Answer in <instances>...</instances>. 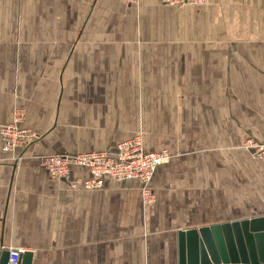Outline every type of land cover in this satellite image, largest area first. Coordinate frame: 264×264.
<instances>
[{"label":"crops","instance_id":"0c3cea01","mask_svg":"<svg viewBox=\"0 0 264 264\" xmlns=\"http://www.w3.org/2000/svg\"><path fill=\"white\" fill-rule=\"evenodd\" d=\"M0 0V246L32 264H179V232L264 215V0ZM167 151L150 182L73 188L49 155ZM72 180L91 172L73 167Z\"/></svg>","mask_w":264,"mask_h":264},{"label":"built area","instance_id":"2783aa9c","mask_svg":"<svg viewBox=\"0 0 264 264\" xmlns=\"http://www.w3.org/2000/svg\"><path fill=\"white\" fill-rule=\"evenodd\" d=\"M162 3L184 7L188 5H200L207 0H160ZM24 115L23 110L15 112L14 122L0 129L3 149L11 152L19 147L28 146L41 140L42 135L19 127V123ZM243 148L253 156L264 159V143L252 138L245 140ZM171 159L167 151L147 152L144 148L142 134L133 139L121 143L113 151L106 150L74 156L49 155L40 158V165L48 171L51 178L64 181L73 188L82 186L87 190L97 189L102 186V179L110 177L119 181L139 180L144 183L143 198L145 202H153L155 193L150 187V182L157 170ZM73 167L86 168L91 172L92 178L89 180H72L71 170ZM8 264H19V260L24 250H10Z\"/></svg>","mask_w":264,"mask_h":264},{"label":"water","instance_id":"95a60500","mask_svg":"<svg viewBox=\"0 0 264 264\" xmlns=\"http://www.w3.org/2000/svg\"><path fill=\"white\" fill-rule=\"evenodd\" d=\"M179 264H264V215L240 222L180 231ZM10 250L0 246V264H8ZM33 253L19 264H32Z\"/></svg>","mask_w":264,"mask_h":264},{"label":"rangeland","instance_id":"374dc122","mask_svg":"<svg viewBox=\"0 0 264 264\" xmlns=\"http://www.w3.org/2000/svg\"><path fill=\"white\" fill-rule=\"evenodd\" d=\"M158 1H160V0H158ZM122 2L125 4V5H127V6H132V5H137V3H138V1L137 0H122ZM161 2V1H160ZM162 3V2H161ZM162 4H164V3H162ZM164 5H166V4H164ZM188 6H193V5H188ZM194 6H195V4H194ZM173 7H175V6H173ZM185 7V6H184ZM179 8H181V7H179ZM183 8V7H182ZM244 144V143H243ZM242 148H243V145H242Z\"/></svg>","mask_w":264,"mask_h":264}]
</instances>
